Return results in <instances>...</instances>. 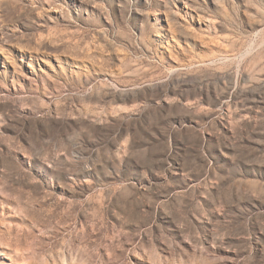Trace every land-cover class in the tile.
I'll use <instances>...</instances> for the list:
<instances>
[{"label": "rangeland", "instance_id": "374dc122", "mask_svg": "<svg viewBox=\"0 0 264 264\" xmlns=\"http://www.w3.org/2000/svg\"><path fill=\"white\" fill-rule=\"evenodd\" d=\"M0 264H264V0H0Z\"/></svg>", "mask_w": 264, "mask_h": 264}]
</instances>
